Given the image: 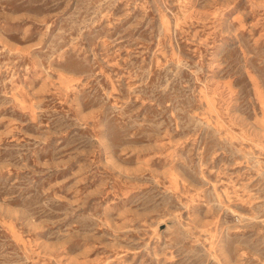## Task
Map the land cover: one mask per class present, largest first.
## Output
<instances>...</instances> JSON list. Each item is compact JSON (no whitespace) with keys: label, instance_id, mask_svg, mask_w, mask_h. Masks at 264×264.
<instances>
[{"label":"rangeland","instance_id":"rangeland-1","mask_svg":"<svg viewBox=\"0 0 264 264\" xmlns=\"http://www.w3.org/2000/svg\"><path fill=\"white\" fill-rule=\"evenodd\" d=\"M0 264H264V0H0Z\"/></svg>","mask_w":264,"mask_h":264}]
</instances>
